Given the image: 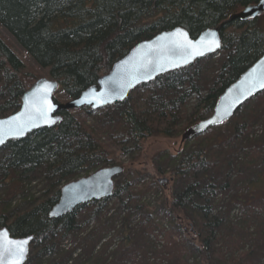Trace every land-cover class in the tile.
I'll return each mask as SVG.
<instances>
[{"label":"trees","instance_id":"trees-1","mask_svg":"<svg viewBox=\"0 0 264 264\" xmlns=\"http://www.w3.org/2000/svg\"><path fill=\"white\" fill-rule=\"evenodd\" d=\"M258 1L0 0V28L57 83L53 100L63 103L94 86L136 44L174 28L195 39ZM219 32L218 70L206 57L139 86L121 104L63 111L54 128L0 149V229L33 238L26 264H156L158 255L167 264H188L192 255L200 264H264L262 232L226 227L216 213L220 198L229 200V211L248 206L250 219L264 210V92L177 150L181 133L209 117L222 92L264 53V15ZM39 79L0 37V119L19 110ZM110 166L123 170L111 198L48 217L64 185ZM161 178L167 182L158 185ZM38 179L46 184L43 196L20 210ZM152 193L172 220L166 228L148 203ZM157 234L163 241L154 247Z\"/></svg>","mask_w":264,"mask_h":264},{"label":"water","instance_id":"water-1","mask_svg":"<svg viewBox=\"0 0 264 264\" xmlns=\"http://www.w3.org/2000/svg\"><path fill=\"white\" fill-rule=\"evenodd\" d=\"M264 15V0L244 7L233 14L218 28L207 29L197 38L191 39L181 28L161 32L147 41L136 44L110 71L98 79L96 84L83 91L76 99L66 103L53 100L58 89L56 82L39 79L21 96L19 110L0 119V149L8 142L23 141L31 134L51 129L62 121L60 113L88 108L91 112L114 104L123 103L136 88L149 84L158 77L185 69L195 62L213 56L221 49L220 28L231 21L248 22ZM216 45H219L218 47ZM264 53L238 79L218 97L212 114L186 129L179 137L178 152L186 142L202 136L208 129L220 127L228 122L246 102L264 92ZM119 166L101 168L87 177L64 185L58 202L48 213L50 219H59L71 214L76 207L93 201L111 198L114 180L121 176ZM159 179L158 185L166 183ZM32 237L13 238L6 228L0 229V264H13L15 257L8 249L17 242L26 243L19 264H26ZM9 242H12L11 244Z\"/></svg>","mask_w":264,"mask_h":264},{"label":"rangeland","instance_id":"rangeland-1","mask_svg":"<svg viewBox=\"0 0 264 264\" xmlns=\"http://www.w3.org/2000/svg\"><path fill=\"white\" fill-rule=\"evenodd\" d=\"M0 37L3 38L9 44L12 52L15 54L16 57H18L28 66L32 67V70L33 72L36 73L37 77L43 78L45 76L44 72L40 71L34 66V64L29 59V57L15 44L12 38L2 28H0ZM218 59L219 57H217L216 55L212 57V62L210 60V63L212 64L209 65V68H212V71L218 70V67H219L217 65ZM206 72H207L206 69H202L203 74H206ZM43 79H46V78H43ZM63 103H66V102H63ZM76 111H79V110H74L70 112H76ZM122 160L126 161V159H122ZM122 178L123 176H120L119 180H121ZM241 188H244V187H241ZM28 189L29 190L27 192V195L25 196L26 200L28 197V200L26 201V204L24 203L23 205L20 204L18 206L20 210L27 209L30 204L29 201L39 202L41 197L43 196L42 195L43 190L46 189V184L42 179H38L34 183H31V186ZM239 194H246V191L240 190ZM249 195L252 196L253 193ZM158 198H159V194L152 193L150 194V197H148V203L155 210L154 215H155L156 221L158 222L159 226L162 228H166L172 223V220L166 215L162 206H159ZM220 199L221 200L218 203V209L216 213L220 218H222L226 222V227H231V228L234 227V229H237L238 231H244V229L249 227V230H248L249 233H252L254 231H261L262 234L264 235V210L259 211L257 216H253L254 218L250 219L249 217H252V216H250L247 212H245L246 210L245 207H248V206L244 204L236 205L234 209L229 211L227 207L225 208V205L228 206V204H230L229 200L228 199L222 200L223 198H220ZM20 202H21L20 197L19 198L17 197L16 200L12 203V208L17 206L18 203ZM137 221L138 220H136L135 223ZM162 241H163L162 236L161 235L159 236V234H157L156 240H152V242L154 243V247H156L157 245H161ZM65 247H67V249H71L73 247L70 240L65 243ZM154 249L156 251H159V248H154ZM80 252H81V249L76 251V254L79 255ZM157 257L158 259L156 260V264H167L166 261L161 260L160 255H158ZM150 259L153 260L152 256L150 257ZM187 263L188 264H200L198 255H192L187 260Z\"/></svg>","mask_w":264,"mask_h":264},{"label":"snow or ice","instance_id":"snow-or-ice-1","mask_svg":"<svg viewBox=\"0 0 264 264\" xmlns=\"http://www.w3.org/2000/svg\"><path fill=\"white\" fill-rule=\"evenodd\" d=\"M217 47L219 45H216ZM261 87H264V84L261 85ZM0 143H3V140H0ZM10 244L12 242H9ZM26 243V241L24 242H17L12 248H9L8 254L10 256L15 257V259L13 260V264H19V257H22L24 255V247L23 245ZM0 256H2V254H0Z\"/></svg>","mask_w":264,"mask_h":264}]
</instances>
